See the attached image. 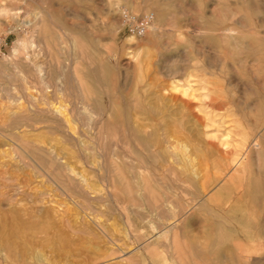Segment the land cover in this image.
Wrapping results in <instances>:
<instances>
[{"label":"rangeland","instance_id":"374dc122","mask_svg":"<svg viewBox=\"0 0 264 264\" xmlns=\"http://www.w3.org/2000/svg\"><path fill=\"white\" fill-rule=\"evenodd\" d=\"M44 1V7L51 12V15L45 20L48 24L44 33L48 35L43 33L40 38L37 33L33 32V24L38 19L34 16L29 17V19H12L10 22L5 20L2 23L4 25L0 26V75H3L0 76V127L6 126V124L20 127L28 124V121L29 124L34 123L36 128L23 129L25 133L30 132V135H28V132L25 134L21 130L23 131L21 134L23 138L28 135L27 139L24 138L28 145H20L17 149L39 172L36 174L31 168L22 167V164L14 162L12 159L11 161L7 157V149L10 148L9 143L11 141L6 137L2 139V135H0L3 140V142H0V175L4 178H15L17 185L22 184L20 191L15 195L17 200L23 199L24 194L27 197H24L25 201L20 204L15 202L12 205H6V207L1 205L0 197V236L4 234V225L11 227L17 214L19 216L18 220L23 222L44 215L46 222L49 221V224L51 222V232L54 228L56 230L55 233L54 231L50 233L51 235L45 234L49 236H44V234L39 238L34 236V238L36 237L35 241L31 235L23 233L24 235L16 240L18 255L13 259H17L9 261L0 249V264H13L14 262H16L14 264H264V0H124L118 5L116 4L117 8L109 6L108 0ZM31 3L32 5L35 4L33 1ZM146 8L150 11L156 8L153 15L158 16L159 20L158 38H150V35L143 34L141 14L145 12L144 9L146 10ZM122 9L125 12L128 10V12L125 13ZM75 13L80 15L79 19L75 17ZM27 20H31L32 24H26ZM122 20L124 21L122 22ZM133 20L136 23L132 22ZM79 26L81 27L79 28ZM139 26L142 29L139 36L135 37L138 34L135 29ZM174 26L175 30L173 32L171 27ZM14 27H17L16 30L18 31H12L11 28ZM72 37H76L78 41H81L89 51L88 57L83 61V66L87 69L85 74L91 80L97 98L105 103L107 110L114 109L118 111L117 113L123 115L134 110L133 95L125 88L127 72L123 66L132 59L129 53L137 51L139 48H142V50L145 48L151 49L155 54L163 51L172 63L175 61H173V58H175L177 64L188 57V66H186V63L185 66L182 64L183 67L196 71L201 77L213 80V87L217 88L219 92L217 98L213 97L204 101L205 108L215 112L216 120L223 121V126L217 131L218 138L220 139L234 123H240L244 126L245 135H247L245 145L239 148V146L232 143V145L224 147L218 139H209L205 135L199 137L196 130L190 127L187 131L188 135L195 140L194 143L199 141L200 146L198 143L194 145L193 142L189 145L181 143L183 148L178 147L181 146L180 143H172L163 147L127 145L128 147L125 146V148L129 152L124 149V153L122 152L124 145H122V149L121 146L117 147L113 144H108L102 149L96 147V150L95 148H92V150L91 145H88L87 149L82 145V147L80 145H77V147L73 145V147L66 137L74 136V132H70L68 129L69 132H66V129L54 130L53 124H48L47 121L56 117L57 114L49 116V118L46 116V119H43L39 114V110L41 111L47 106L38 105H44L48 98L51 100L49 102H52V105H56V107L61 104L63 106V104L70 105L73 103L74 96L72 95L75 94V91L74 86H72L74 84L70 78L71 70H69V67H72L70 64H74V66L78 64L80 48L78 43H74L76 38L73 39ZM22 38H25L23 44L21 43ZM171 43L176 46L165 52L164 47H168ZM48 48L54 64H56V57H59L63 64L61 68L65 65V69L61 71V74L64 73L65 77H58V72L55 74L58 77L56 80L57 85L62 87L65 84L69 89L58 94V98L61 97V100L55 98L50 92L51 89L46 87L49 85L46 84L47 82L44 79L46 77L44 68L47 64L45 55H48L46 50ZM142 50L140 57H143ZM215 54L219 57L218 63L215 61ZM19 58L20 60H18ZM179 66L181 67V64ZM211 66L213 67L211 68ZM208 72L211 75H208ZM5 77L9 78L5 79ZM8 79L9 81H7ZM21 81L24 82L21 83ZM151 82L155 84L156 91L159 93L156 95L155 92H148L146 102L148 104L156 103L155 105L158 107L163 106L166 109L165 113L176 114L179 117L182 111L181 100L177 98L181 99L183 96L180 93L171 92V95H174L177 99H175V103L167 99L164 100L160 91L162 86L170 89L171 81L165 78L162 72L152 74ZM18 86L21 90H18ZM213 87L209 89L211 92ZM42 88L44 89L42 90ZM5 91L15 93V96L12 93L6 96ZM42 92H44L43 97L40 96ZM11 95H13L12 98ZM45 95L48 96L47 99ZM27 99L31 100V107L34 106L32 109H29L30 105L29 101H26ZM6 100H8V103L5 102ZM12 100L19 103L17 104L16 101L13 102ZM41 101H43V104ZM58 101L59 105H57ZM193 101V108H195L193 103L200 104L198 100ZM4 103H6L5 108L2 106ZM11 103L13 104L11 105ZM15 104L22 105V107L17 110L18 106H15ZM173 104L174 106H172ZM248 104L250 108H248ZM167 107L171 108L169 109L171 113H168ZM68 108L71 109V105ZM3 109L5 113H3ZM34 110L38 112V115ZM9 112H13L15 115L11 113L12 117ZM2 117L7 119L3 120ZM119 118L120 121L116 123L117 125L115 124V126L109 128L111 131V133L108 131L110 136L107 135L109 137L119 134L121 130L122 132L119 135L122 136L123 132V135L128 134L124 127L125 116ZM3 122L6 123L2 124ZM40 124L42 126L41 130L45 129L44 131L40 130L42 133L37 129H40ZM56 134L60 135L57 136ZM63 137L65 140H62ZM1 139L0 141H2ZM7 140L8 144L6 143ZM65 142L70 149L66 148ZM64 146L66 149L63 148ZM131 147L132 150L130 151ZM85 149L87 150L86 153L84 152ZM88 149H90V152ZM112 150H117V152H112ZM139 150L141 151L138 152ZM142 151L147 154L150 153L149 156L147 154V156L143 155ZM168 151H172L173 154L171 155L173 157ZM257 151L261 152L259 153L261 157H259ZM64 152L70 153L68 154L70 157L68 155L62 157ZM125 152L128 154H125ZM131 154H134V160L135 157L138 159L137 162L130 160L133 159ZM239 154H244L241 159V164L244 167L241 171L238 168L236 169L232 164V160H230ZM114 155H117L120 159H116ZM65 157L70 161H67ZM174 157L178 159V162ZM133 161L136 162L137 166L134 165ZM130 165H134L132 167L135 169ZM70 169H72V172ZM108 169L112 170L110 171L111 174ZM116 169L120 172L119 176L115 172ZM73 170L76 172H73ZM49 179L50 181H48ZM70 179L74 180V183H80L81 181V184L87 181L88 190L92 191L91 193L94 196L97 195L98 198L101 196L99 194H102L101 197L104 196L105 201H95V205L93 204L96 211L93 213L94 215L81 211L77 204L73 203L71 199L69 200L68 195L64 196L66 189L55 187L56 182H62L65 185L70 182ZM51 181L54 183H51ZM53 187L56 189L54 190ZM0 192H4V189H0ZM38 192L46 194L41 203H35L36 200L33 197ZM111 194H113V199H111ZM155 205L157 207H154ZM182 212L185 214L184 220L186 223L180 222L179 225L181 226H178L181 228L176 224V229L175 225L174 227L171 225L177 221L175 218L173 220V217ZM76 215L82 220H86L85 222H88L96 233L92 236L81 233L71 234L69 229L64 226V221L67 219L73 220ZM164 219H167V223L163 222ZM78 221V227H80L81 221ZM164 225L167 228H173L168 237L165 235L166 230L162 231ZM62 227H64V233ZM102 230L103 233L100 234ZM95 235L98 237H93ZM109 236L117 241V250L121 248L124 252L117 253L115 251L116 244L114 241L109 242ZM43 237H46V239L44 238L46 241L43 240ZM157 237L161 238L156 240ZM172 237L177 238L174 250L173 245H171ZM58 244L61 246L59 247Z\"/></svg>","mask_w":264,"mask_h":264},{"label":"bare ground","instance_id":"6f19581e","mask_svg":"<svg viewBox=\"0 0 264 264\" xmlns=\"http://www.w3.org/2000/svg\"><path fill=\"white\" fill-rule=\"evenodd\" d=\"M31 1H33L35 4L32 5ZM103 1V0H102ZM109 1V6L111 7H114L117 8L116 4L118 5L121 1H124V0H108ZM144 1V0H143ZM229 1V0H228ZM227 1V2H228ZM144 3V2H143ZM251 3V2H249ZM106 4V3H105ZM248 4V3H247ZM45 5V1L44 0H0V26L1 25H4L2 24L3 21L5 20H12V19H17V18H27L29 19V17H32L34 16L37 20L35 21V24L34 25V30L33 32L34 33H37L38 36L41 38L42 34L45 32V30H47V24L45 22L46 18L49 17L51 15V12L50 10L46 9L44 7ZM157 5V4H156ZM159 5V4H158ZM228 5V4H227ZM122 6V5H121ZM242 6V5H241ZM247 6V5H245ZM252 6V5H251ZM263 6V5H262ZM119 7V6H118ZM52 8V7H51ZM49 8V9H51ZM114 8V9H115ZM125 8V7H124ZM127 8V7H126ZM130 8V7H129ZM234 9V8H233ZM242 9V8H240ZM54 10V8H53ZM123 10V9H122ZM156 10V8H155ZM155 10H146L144 9V13L141 14L142 15V19H143V34L144 35H150V38H158L159 37V34H158V16L156 15H153L154 11ZM160 10V9H159ZM158 10V11H159ZM217 10H220V9H217ZM259 10V9H258ZM52 11V10H51ZM54 12V11H53ZM123 12H125L123 10ZM128 12V10L126 11ZM125 12V13H126ZM157 12V11H156ZM237 12V11H236ZM212 13V12H211ZM230 13V12H229ZM240 13V12H238ZM237 13V14H238ZM244 13V12H242ZM260 13V12H259ZM213 14V13H212ZM223 14V13H222ZM225 14V13H224ZM232 14V13H231ZM253 14V13H252ZM128 15V14H127ZM235 15V14H234ZM129 16V15H128ZM131 16V15H130ZM215 16V15H213ZM212 16V17H213ZM228 16V15H227ZM239 16V14H238ZM75 17H80L79 14L75 13ZM258 17V16H257ZM128 18V17H127ZM136 18V17H134ZM233 18V17H231ZM238 18V17H237ZM240 18V17H239ZM242 18V17H241ZM52 19V18H51ZM123 19V18H122ZM227 19V18H226ZM174 20H175V17H174ZM236 20V19H235ZM51 21V20H50ZM124 20H122L123 22ZM129 21V20H128ZM141 21V20H140ZM169 21V20H168ZM171 21V20H170ZM240 21V19H239ZM8 22V23H9ZM85 22V21H84ZM132 22H135V20H133ZM174 22V21H173ZM251 22V21H250ZM264 22V21H263ZM26 24L29 23V24H32L31 20H27L25 22ZM231 23V22H230ZM241 23V22H240ZM244 23V22H243ZM28 24V25H29ZM52 24H53V21H52ZM138 24V23H137ZM242 24V23H241ZM251 24V23H250ZM32 25V26H33ZM62 25V24H61ZM74 25V24H73ZM86 25V24H85ZM133 25V24H132ZM255 25V24H254ZM31 26V27H32ZM49 26V25H48ZM74 26H77V25H74ZM160 26V25H159ZM10 27V26H9ZM18 27V26H17ZM17 27H14V28H11L12 31L18 29ZM30 27V28H31ZM58 27V26H57ZM81 26H79L80 28ZM141 26L137 27L135 29V31L138 33L135 37H138L139 36V32L142 28H140ZM8 28V27H7ZM33 28V27H32ZM53 28V27H52ZM60 28V27H59ZM87 28V27H86ZM85 28V29H86ZM140 28V29H139ZM173 32L175 30V26L174 27H171ZM231 28V26H230ZM240 28V27H239ZM62 29V28H61ZM134 29V28H133ZM243 29V28H242ZM241 29V30H242ZM248 29V28H247ZM255 29H258V28H255ZM64 30V29H63ZM90 30V29H89ZM88 30V31H89ZM245 30V29H244ZM18 31V30H16ZM171 31V30H170ZM221 31H222V28H221ZM236 31V30H235ZM247 31V30H245ZM244 31V32H245ZM6 32V31H5ZM28 32V31H27ZM62 32V30H61ZM142 32V31H141ZM168 32H169V29H168ZM220 32V31H218ZM224 32V30H223ZM238 32V31H237ZM18 33V32H17ZM46 33H44L45 35ZM50 34V33H49ZM205 34V33H204ZM32 35V34H31ZM43 35V37H45ZM48 35V34H46ZM245 35V34H244ZM68 36V35H67ZM111 36V35H110ZM161 36V35H160ZM164 36V35H163ZM200 36V35H199ZM211 36V35H210ZM222 36V35H221ZM228 36V35H227ZM241 36V35H240ZM243 36V35H242ZM257 36V35H256ZM31 37V36H29ZM230 37V36H229ZM235 37V36H234ZM73 38V37H72ZM76 38V37H75ZM73 38V39H75ZM145 38V37H144ZM162 38V37H161ZM174 38V37H173ZM247 38V37H246ZM264 38V37H263ZM23 40H21L20 42L23 44L25 38H22ZM139 39V38H138ZM231 39V38H230ZM50 40V39H49ZM54 40V39H53ZM239 40V39H237ZM264 40V39H263ZM58 41V40H57ZM61 41V40H60ZM74 41V40H73ZM76 42H74L75 44L78 43V46L80 48V57H79V61H78V64L74 66L70 64V66L72 67H69V70H71V74H70V78L72 79L73 81V84L72 86H74V91H75V94L72 95L74 96V100H73V103L70 104L71 105V109L68 108V106L70 107V105H64L62 106L59 105V101H58V104L59 105L58 107H56V105H52V102L50 103L49 101V98L47 99L48 96L45 95L46 99L48 101H46V103H44V105H41V104H37L39 106H47L46 108H44L43 110H39V114L41 115V117H43V119L45 118L46 119V116L49 118V116L51 117L52 115L54 114H57L55 115L56 117H53L51 118V120H48L47 123H51V125L53 124L54 126V130H62V129H66V132H69L67 131L70 130L74 132V136L72 135V137H66L68 138V141H70V143H72V146L75 145L77 147V145H82V146H85L88 147V145H91V149L92 148H95L96 150V147L97 149H102L104 146H108V144H113L117 147H120L122 149V145H124V148L122 149V152L125 148V146L127 145H135V146H142V145H147V146H151V145H154V146H157V147H163V146H169L170 144L172 143H183V144H186V145H189L190 143H194L195 140H193V138L190 137V135H188L187 131L190 127H193L196 132L198 133V136L201 137L202 135H205L207 136V138L209 139H218L220 142H222L223 146L224 147H228L230 145H232V143H234L236 146H239L240 147H243L245 145V142H246V136L245 135V128L242 124L240 123H234L233 126L230 127L229 130L226 131V133H224L222 135V137L219 139L218 138V130L221 126H223V121H220V120H216V114L214 111H211L210 109H206L205 106H204V101L207 100V99H211L213 97H218L219 96V92L217 91V88H214L213 85H214V81L213 80H210V79H207V78H204V77H201V75H198V73H196V71H191L188 67H183L184 64H186L187 62H189L187 59H189L187 57V59H182V56H181V61L180 63L177 64L176 59L173 58V63L169 60V57H167V55L162 51V52H159L158 54H155L153 52V50L151 49H143L142 48H139V50H135V51H132V53H129V56H131V60L124 64L123 66L125 67L126 69V72H127V77H126V81H125V88L127 90L130 91V93H132L133 97H132V104H133V107H134V110L133 111H128L126 114H120V113H117L118 111L116 110H107L105 108V103L103 101H101L100 99L97 98L95 92H94V87H93V84L91 82V80L88 78V76L85 74L87 73V69L85 66H83V61H85V58L88 57V50L86 48V46L81 42V41H78L77 38L75 39ZM239 42V41H238ZM170 43V42H169ZM231 43V42H230ZM52 44V43H51ZM243 44V43H242ZM45 45V44H43ZM54 45V44H53ZM52 45V46H53ZM229 45V44H228ZM42 46V45H41ZM50 46V47H52ZM137 46V45H136ZM164 46V45H163ZM173 46H176V45H173V43L169 44L168 47H164V51L165 52H168L170 51V49L173 47ZM232 46V45H231ZM27 47V46H26ZM40 47V46H39ZM229 47V46H228ZM57 48V47H56ZM195 48V47H194ZM227 48V47H226ZM44 49H45V46H44ZM53 49V48H52ZM78 49V48H77ZM235 49V48H234ZM48 51V55L46 57V68L45 71L46 73L44 72L43 70V74L45 73L46 77L44 78L45 81L47 82L46 84H48L49 86H46L44 84V86L46 87H49L51 89V94L55 96V98L57 99H60L58 98V94H60V92H64V91H67L69 90L66 85L64 87V85H62V87H60V85L58 86L57 85V82L56 80L58 79V77L60 76H64V73L61 74V71L62 69H65V65L63 68H61V66H63L62 64V61L59 57H56V64H54L53 62V57L49 54L50 51H49V48L46 49ZM110 50V49H109ZM142 50V55L143 57L141 56L140 57V52ZM56 51V49H55ZM65 51V50H64ZM77 51V50H76ZM213 51V50H212ZM59 53V51H56ZM78 52V51H77ZM134 52V53H133ZM219 52V51H218ZM63 53V52H62ZM220 53V52H219ZM183 54V53H181ZM197 54V53H196ZM233 54V53H231ZM78 55V53H77ZM76 55V56H77ZM25 56V55H24ZM75 56V57H76ZM174 56V55H173ZM189 56V55H188ZM214 56V55H213ZM78 57V56H77ZM116 57V55H115ZM140 57V59H139ZM186 57V55H185ZM199 57V56H198ZM201 57V56H200ZM25 58V57H24ZM63 58V57H62ZM172 58V57H171ZM202 58V57H201ZM215 58V61L216 63H218L219 61V57L215 54L214 56ZM235 58V57H234ZM26 59V58H25ZM55 59V57H54ZM64 59V58H63ZM179 59V58H178ZM177 59V61H178ZM20 60V58L18 59ZM120 60V58H119ZM172 60V59H171ZM238 60V59H237ZM22 61V60H21ZM24 61V60H23ZM76 61V60H75ZM239 61V60H238ZM241 61V60H240ZM69 62V61H68ZM28 63V62H27ZM125 63V61H124ZM208 63V62H207ZM215 63V62H214ZM118 64V63H116ZM181 64V67L179 66ZM183 64V65H182ZM19 65V64H17ZM44 65V63H43ZM185 66V65H184ZM186 66H188V63L186 64ZM215 67L217 65H214ZM3 67V66H2ZM18 67V66H17ZM45 67V66H44ZM213 66H211L212 68ZM218 67V66H217ZM16 68V67H15ZM19 68V67H18ZM25 68V67H24ZM71 68V69H70ZM200 68V67H199ZM41 70V69H40ZM195 70H197L195 68ZM208 70V69H207ZM222 70V69H221ZM219 70V71H221ZM122 71V70H121ZM38 72H39V69H38ZM58 72V77L55 76V74ZM125 72V71H124ZM159 72H162L165 76V78H167L168 80L171 81V87L170 89L169 88H165L162 86V90L160 92H162V96L164 97V100L167 99L168 101H172L174 102L176 97L174 95H171V92H177V93H180L183 98H177L178 100H181L180 102V105H181V113L179 114L180 116L178 117V115H173V114H167L165 113L166 112V109L161 106V107H158L157 105H155L156 103H150L148 104L146 102V95L148 92H155L154 94L158 95L159 92L156 91V86L155 84H152L151 82V77H152V74H155V73H159ZM1 74V73H0ZM13 74V73H12ZM42 74V73H41ZM42 74V75H43ZM28 75V73H27ZM38 75V74H37ZM42 75H41V79H42ZM68 75V73H67ZM120 75V74H119ZM208 75H211L209 74L208 72ZM0 76H3V75H0ZM5 76V74H4ZM8 76V75H7ZM29 76V75H28ZM35 76H36V73H35ZM40 76V75H39ZM106 76V75H105ZM44 77V76H43ZM65 77V76H64ZM96 77V76H95ZM224 77V76H223ZM9 78V77H7ZM5 77V79H7ZM40 78V77H39ZM62 78V77H61ZM60 78V79H61ZM102 78V77H101ZM4 79V78H3ZM30 79V78H29ZM28 79V81H30ZM39 80V79H38ZM37 80V81H38ZM9 81V79L7 80ZM20 81V80H19ZM33 81V80H32ZM70 81V80H69ZM108 81V80H107ZM165 81V80H164ZM24 82V81H23ZM21 81V83H23ZM42 82V81H40ZM44 82V81H43ZM99 82V81H98ZM256 82V81H255ZM9 83V82H8ZM69 83V82H68ZM100 83V82H99ZM164 83V82H163ZM1 84V83H0ZM4 84V83H3ZM7 84V83H5ZM11 84V83H10ZM60 84V83H59ZM72 84V83H71ZM109 84V83H108ZM119 84V83H118ZM123 84V83H122ZM121 84V85H122ZM12 85V84H11ZM26 85V83H25ZM29 85V84H28ZM3 86V85H2ZM34 86H36V84H34ZM33 86V87H34ZM41 86V85H39ZM38 86V87H39ZM42 86V87H44ZM123 86V85H122ZM16 88V86H14ZM19 87V88H18ZM18 90L20 88V86H18ZM124 87V86H123ZM210 87H213L212 89V92L209 90ZM32 88V87H31ZM40 88V87H39ZM38 88V91L41 89ZM45 88V87H44ZM42 88V90L44 89ZM48 88V89H49ZM70 88V87H69ZM72 88V87H71ZM109 88V87H108ZM118 88H119V85H118ZM14 89V88H13ZM26 89V87H25ZM28 89V88H27ZM99 89V88H98ZM104 89V88H103ZM262 89V88H261ZM17 90V91H18ZM37 90V88H36ZM41 90V91H42ZM46 90V88H45ZM107 90V89H105ZM2 91V90H1ZM16 91V92H17ZM40 91V92H41ZM100 91V90H99ZM114 91V89H113ZM6 92V96L9 95L10 91H5ZM15 92V91H13ZM24 92V91H23ZM28 92V91H27ZM45 92V91H44ZM44 92H42V95L40 96H44ZM70 92V91H69ZM119 92V91H118ZM20 93V91L18 92V94ZM71 93V92H70ZM106 94V92H104ZM108 93V92H107ZM5 94V93H4ZM14 94L15 96V93H12ZM30 94V93H29ZM45 94H48V93H45ZM69 94V93H68ZM67 94V95H68ZM73 94V92L71 93ZM103 94V93H102ZM110 94V93H108ZM175 94V93H174ZM24 95V94H22ZM28 95V94H27ZM50 95V94H49ZM70 95V94H69ZM124 95V94H123ZM176 95V94H175ZM3 96V95H2ZM13 95H11L10 97L12 98ZM30 96V95H28ZM39 96V97H40ZM64 96V95H63ZM105 96V95H104ZM181 96V97H182ZM1 97V95H0ZM9 97V99H10ZM35 97V96H34ZM50 97V96H49ZM100 97V96H99ZM4 98V97H3ZM36 98V97H35ZM101 98V97H100ZM2 99V98H1ZM6 99V98H5ZM4 99V100H5ZM21 99V98H20ZM57 99H55L57 101ZM62 99V98H61ZM60 99V100H61ZM66 99V98H65ZM176 99V100H177ZM193 100H198L200 102L199 103H193L195 104V108H193L192 106V102H194ZM13 102L16 101V100H12ZM11 101V102H12ZM22 101H23V98H22ZM26 101H29L28 99ZM31 101V100H30ZM30 101L28 102L29 105H30V108L29 109H32V106L31 107V103ZM36 101H37V98H36ZM3 102V101H2ZM5 102L8 103V100H6ZM17 104L19 103L18 101H16ZM15 102V103H16ZM21 102V100H20ZM45 102V101H44ZM70 102V101H69ZM116 102V101H115ZM160 102V101H159ZM176 102H179V101H176ZM243 102V101H242ZM27 103V104H28ZM41 103L43 104V101H41ZM55 103V101H54ZM71 103V102H70ZM107 103V101H106ZM175 103V102H174ZM212 103V102H211ZM5 104L2 105L3 108H5ZM13 103H11L12 105ZM15 104V106L17 105ZM26 104V103H25ZM168 105V103H167ZM245 105V103H244ZM9 106V105H7ZM17 110H19L18 108L22 107L17 105ZM27 106V105H26ZM174 106V104L172 105ZM177 106V105H176ZM175 106V107H176ZM212 106V105H211ZM214 106V105H213ZM249 106V104H248ZM247 106V107H248ZM255 106V104H254ZM253 106V108H254ZM11 107V106H10ZM29 107V106H28ZM129 107V106H128ZM171 107V106H170ZM168 108V113H171L169 111V109L171 108ZM216 107V106H215ZM225 107V106H224ZM8 109H10L9 107H7ZM6 108V110H7ZM13 108V106H12ZM27 108V107H26ZM36 108V107H35ZM33 108V109H35ZM39 108V107H38ZM218 108V107H217ZM250 108V106L248 107ZM37 109V108H36ZM35 109V110H36ZM41 109V107H40ZM173 109V108H172ZM175 109H178V108H175ZM12 110V109H11ZM9 110V111H11ZM16 110V111H17ZM34 110V111H35ZM38 110V109H37ZM3 113H5V110L3 109ZM8 111V110H7ZM21 111V110H20ZM33 111V112H34ZM174 111V110H173ZM172 111V112H173ZM10 113V112H9ZM13 115H15L13 112H11ZM10 113V114H11ZM17 113V112H16ZM35 113L38 115V112L35 111ZM34 113V114H35ZM10 115L13 117V115ZM31 114V113H30ZM235 114V113H234ZM3 115V114H2ZM28 115V114H27ZM5 116V115H3ZM9 116V115H8ZM23 116V115H21ZM32 116V115H31ZM122 116H125V123H124V127L126 128V131H128V134L123 132L122 136L117 134V135H113L112 137H109L110 135L108 134L110 131V127H112L113 125L115 126L116 123H118L120 120L119 117H122ZM236 116V115H235ZM7 117V116H6ZM30 117V115H29ZM3 118V117H2ZM39 118V117H38ZM243 118V117H242ZM241 118V119H242ZM5 118H3L4 120ZM7 119V118H6ZM5 119V120H6ZM32 120V119H31ZM1 121V119H0ZM9 121V120H8ZM11 121V119H10ZM124 121V120H123ZM243 121V120H242ZM6 122H3L2 124H5ZM30 122L28 121V124L26 125H22V126H9L6 124V126H2L0 127V135H2V139H4L3 137H6L9 141H11L9 143V149H7V157H9V159L11 160H14V162H18L20 164H22V167L25 166L26 168H31L34 172H36V174H38V170L37 168L31 163H29L27 161L26 158H24L19 152H18V149L20 147V145H28V142L24 139L26 138L28 135H30V132H28L29 134L23 138L21 135L22 132L25 133V130H29V129H34L36 128L34 126V123L31 122V124H29ZM45 123V122H44ZM38 125V124H37ZM43 125V124H42ZM46 125V124H45ZM117 125V124H116ZM44 126V125H43ZM41 124H40V129L37 128L39 131L41 130ZM45 127V126H44ZM24 128H27L25 130H23ZM120 128V127H119ZM123 128V127H122ZM109 129V130H107ZM121 129V128H120ZM23 130V131H21ZM45 130V129H44ZM43 129L41 131H44ZM48 130V129H46ZM21 131V132H20ZM36 131V130H35ZM40 131V132H41ZM125 131V132H126ZM248 131V130H247ZM26 132V133H27ZM32 132V131H31ZM37 132V131H36ZM65 132V131H64ZM25 133V134H26ZM34 133V132H33ZM42 133V132H41ZM47 134L49 132H46ZM111 133V131H110ZM70 134V133H68ZM67 134V135H68ZM109 136H108V135ZM113 134V133H112ZM57 135V134H56ZM60 135V134H59ZM57 135V136H59ZM66 135V134H64ZM34 136V134H33ZM30 137V136H29ZM28 137V138H29ZM32 137V136H31ZM50 137V136H49ZM62 137V136H61ZM204 137V136H203ZM202 137V138H203ZM263 137V136H262ZM51 138V137H50ZM57 138V137H56ZM1 139V138H0ZM1 139V140H2ZM27 139V138H26ZM38 139V138H37ZM41 139V138H39ZM62 139V138H61ZM8 140H7V144H8ZM62 140H65L64 137ZM61 140V141H62ZM201 140V139H200ZM38 141V140H37ZM0 142H3L0 141ZM39 142V141H38ZM59 142V141H58ZM67 142V140H66ZM66 142H65V146H66ZM198 143V145L200 144L199 141H196ZM5 143V141H4ZM52 143V142H51ZM61 143V142H60ZM69 143V142H68ZM197 143H194L197 144ZM212 143V141H211ZM215 143V142H214ZM213 143V145H215ZM2 144V143H1ZM36 144V143H35ZM63 144V143H61ZM178 144V145H180ZM71 145V144H69ZM177 145V146H178ZM36 146V145H35ZM65 146L63 148H65ZM71 146V147H72ZM81 146V147H82ZM94 146V147H93ZM114 146V147H115ZM176 146V145H175ZM185 146V145H183ZM193 146V145H192ZM200 146V145H199ZM217 146V145H216ZM220 146V145H219ZM69 146H66L67 149H70L68 148ZM74 147V146H73ZM79 147V148H81ZM128 147V146H127ZM178 147H182V144L181 146H178ZM190 147V146H189ZM203 147V146H201ZM65 148V149H66ZM138 148V147H137ZM165 148V147H164ZM169 148V147H168ZM174 148V147H173ZM172 148V150H174ZM176 148V147H175ZM183 148V147H182ZM185 148V147H184ZM187 148V146H186ZM223 148V147H222ZM55 149V148H54ZM59 149V148H58ZM63 149V150H65ZM72 149V148H71ZM84 149V148H82ZM87 149V148H86ZM85 149V153H86V150ZM119 149V150H121ZM130 149V148H129ZM128 149V150H129ZM139 149V148H138ZM141 149V148H140ZM170 149V148H169ZM189 149V148H188ZM187 149V150H188ZM247 149V148H246ZM5 150V149H4ZM50 150V149H49ZM81 150V149H80ZM93 150V149H92ZM104 150V149H103ZM106 150V149H105ZM118 150V151H119ZM132 150V147L130 149V151ZM134 150V148H133ZM171 150V149H170ZM258 150V148H257ZM54 151V150H53ZM67 151V150H65ZM70 151V150H69ZM72 151V150H71ZM70 151V152H71ZM88 151L90 152V149H88ZM98 151H101V150H98ZM107 151V150H106ZM114 150H112L113 152ZM141 150H139L138 152H140ZM226 151V150H225ZM248 151V149H247ZM261 151V150H260ZM260 151H257L258 155L259 153H261ZM51 152V151H50ZM55 152V151H54ZM61 152V151H60ZM63 152V151H62ZM83 152V153H84ZM111 152V153H112ZM114 152H117V150H115ZM120 152V151H119ZM129 152V151H127ZM134 152V151H133ZM137 152V153H138ZM158 152V151H157ZM170 152V151H168ZM230 152V151H228ZM80 153V152H79ZM84 153V154H85ZM92 153V152H91ZM124 153V152H123ZM132 153V152H130ZM175 153V152H174ZM224 153V152H223ZM222 153V154H223ZM233 153V152H232ZM62 154V153H61ZM65 154V155H64ZM62 155L63 156H66L70 153L67 154V152ZM101 154V153H100ZM99 154V155H100ZM105 154V153H103ZM114 154V153H112ZM125 154H128L125 152ZM142 154L147 156L148 154L150 153H144V151H142ZM147 154V155H146ZM173 154L172 151L170 152V155ZM230 154V153H229ZM54 155V154H53ZM59 155V154H57ZM80 155V154H78ZM90 155V154H89ZM120 155V154H119ZM130 155V154H129ZM132 155V154H131ZM176 155V154H174ZM190 155V154H189ZM227 155V154H226ZM257 155V156H258ZM73 156V155H72ZM71 156V157H72ZM92 156V155H91ZM106 156V154H105ZM111 156V154H110ZM122 156V155H121ZM133 156V159H130L131 161L134 160V154L132 155ZM149 156V155H148ZM178 156V155H177ZM175 156V157H177ZM199 156V155H198ZM224 156V155H223ZM228 156V155H227ZM226 156V157H227ZM230 156V155H229ZM60 158H62L60 155H59ZM68 157H70L68 155ZM83 157H86V156H83ZM87 157H89L87 155ZM103 157V156H102ZM114 157L117 159H120V157H118L117 155H114ZM127 157V156H126ZM171 157H173L171 155ZM178 162V159L175 158ZM181 157V156H180ZM244 157V154H239L237 155L236 157H234V159H229L232 160V164L234 165V167H236V169L238 168L239 171H241L244 167L243 164H241V159ZM259 157H261L259 155ZM38 158V157H37ZM40 158V157H39ZM66 158V157H65ZM82 158V156H81ZM90 158V157H89ZM95 158V157H94ZM105 158V157H104ZM109 158V157H108ZM144 158V156H143ZM203 158V157H202ZM70 159V158H69ZM72 159V158H71ZM73 159L74 156H73ZM83 159V158H82ZM88 159V158H87ZM106 159V158H105ZM112 159V158H111ZM147 159V158H145ZM228 159V157H227ZM11 160V161H12ZM39 160V159H38ZM67 160V158H66ZM65 160V162H66ZM91 160V159H90ZM96 160V159H95ZM108 160V159H106ZM110 160V159H109ZM138 161V159L135 157V160L134 161ZM173 160V159H172ZM193 160V159H192ZM40 161V160H39ZM67 161H70V160H67ZM84 161V160H83ZM82 161V162H83ZM112 161V160H111ZM124 161H126L124 159ZM123 161V162H124ZM134 165H136V162ZM174 161V160H173ZM75 162V161H74ZM141 162V161H140ZM176 162V161H175ZM176 162V163H177ZM231 162V161H229ZM17 163V164H18ZM72 163V162H70ZM68 164V162H67ZM111 164V163H109ZM108 164V165H109ZM124 164V163H123ZM130 164V163H129ZM168 164V163H167ZM73 165V164H72ZM81 165V164H80ZM134 165H130L131 167ZM19 166V165H18ZM21 166V165H20ZM19 166V167H20ZM106 166H107V163H106ZM220 166V165H219ZM39 167V166H37ZM69 168L71 166H68ZM99 167V166H98ZM132 167V168H133ZM69 168H68V171H69ZM73 168V167H72ZM77 168V167H75ZM81 168V167H79ZM107 168V167H106ZM105 168V169H106ZM146 168V167H144ZM74 169V168H73ZM135 169V168H133ZM141 169V168H139ZM52 170V169H51ZM72 169H70L71 171ZM107 170V169H106ZM109 170V173L111 174L110 169ZM138 170V169H137ZM75 170H73L74 172ZM142 171V170H141ZM148 171V170H147ZM228 171V170H227ZM72 172V171H71ZM76 172V171H75ZM116 174L120 175V172L118 171V169H116ZM132 172V171H131ZM44 173V171H43ZM103 173V172H102ZM108 173V172H107ZM245 173V172H244ZM137 174V173H136ZM141 174V172H140ZM41 175V173H40ZM39 175V176H40ZM76 175V174H75ZM74 175V176H75ZM109 175V174H108ZM118 175V176H119ZM34 176V174H33ZM44 176V175H43ZM112 176V175H110ZM42 177V176H41ZM46 177H48V175H46ZM76 177V176H75ZM108 177V176H107ZM243 177V176H242ZM78 178V177H76ZM42 179V178H41ZM81 179V178H79ZM78 179V180H79ZM89 179V178H87ZM107 179V178H106ZM91 180V179H90ZM19 181V180H18ZM50 181V179L48 180ZM85 180L83 179V182ZM16 180L15 178H4L2 175H0V189H4V192H0V197H1V205L6 207V205H12L14 204L15 202L17 204H20L22 201H25V194H24V197L23 199L21 200H17L15 198V195L17 192L20 191L21 189V185L22 184H19L17 185L16 183ZM82 182V183H83ZM86 182V183H85ZM84 184H81V181L80 183H74V180L70 179V182L65 185H63L62 182H59L57 183L56 182V186L55 187L58 189V187L60 188H64L66 189V194L65 195H68L69 197V200L71 199V201L75 204L78 205V207H80L81 211L83 212H89V214H93L95 213V208L93 207V204L96 202H103L105 201L104 200V196H102V194H99L100 198L96 197L97 195H93V193H91L92 191H89L88 190V183L87 181H85ZM47 183V182H46ZM50 183V182H49ZM51 183H54L51 181ZM44 184V183H43ZM90 185V184H89ZM103 185V184H102ZM54 186V185H53ZM147 186V185H146ZM45 187V186H44ZM91 187V186H90ZM110 187V186H109ZM55 188V189H56ZM190 188V187H189ZM243 188V187H242ZM54 189V187H53ZM54 189V190H55ZM91 190V189H90ZM57 191V190H56ZM60 191V190H59ZM44 192V191H42ZM112 192V191H111ZM110 192V193H111ZM50 193V192H49ZM103 193V192H102ZM109 193V194H110ZM97 194V193H96ZM105 194V193H104ZM20 195V194H19ZM46 194L44 193H37L35 194L33 197L35 198L34 200L35 203H41L42 199L44 198ZM50 196V195H49ZM109 196V195H108ZM113 196V194H111V197ZM115 196V195H114ZM110 197V196H109ZM116 198V197H115ZM206 198V197H205ZM46 199V198H45ZM113 199V197L111 198ZM119 199V198H118ZM33 200V198H32ZM27 201V200H26ZM33 202V201H32ZM202 202V201H201ZM74 204V205H75ZM35 205V204H34ZM37 205V204H36ZM95 205V204H94ZM186 205V204H185ZM184 205V206H185ZM136 206V205H135ZM9 207V206H8ZM77 207V206H76ZM154 207H157L156 205ZM128 208V207H127ZM159 209V208H157ZM182 209H185V208H182ZM27 210V209H25ZM125 210V209H124ZM152 210V209H151ZM160 210V209H159ZM162 210V208H161ZM22 211V210H21ZM24 211V210H23ZM48 211V210H46ZM153 211V210H152ZM184 211H187L186 209ZM20 212V211H19ZM166 212V211H165ZM53 213V212H52ZM27 214V212H26ZM54 214V213H53ZM58 214V213H57ZM81 214V213H80ZM84 214V213H83ZM82 215V214H81ZM88 215V214H87ZM86 215V216H87ZM94 215V214H93ZM175 215V214H174ZM173 215V216H174ZM189 215V214H188ZM50 216V215H49ZM83 216V215H82ZM85 216V218H87ZM89 217V216H88ZM160 217L164 218L163 216L160 215ZM184 217H185V214L180 213L178 214V216H174L173 217V220L174 218L177 220H175L174 222L175 223H172L171 225L174 227H176V224L177 226L179 225L180 222H184L186 223V221L184 220ZM187 217V216H186ZM19 216L18 214L15 216V218L13 219L14 222H12V225L11 227L8 226V225H4V234H2V236H0V245L2 246L0 249H1V253H4L5 255V258L8 259L9 261L12 259V261H15L13 259V257H17L18 255V245H17V242L16 240L18 238H20L21 235H24V234H29L31 235V237L34 238V236H37L38 238L43 234L44 236H49L51 235L50 233H52L54 231L55 233V228L54 230L51 232V228H50V224L48 222H46L45 218H44V215L42 216H37V218H31L30 220L26 221V222H23V221H20L18 220ZM48 218V217H46ZM68 218V217H67ZM66 218V219H67ZM71 218V217H70ZM161 218V219H162ZM49 219V218H48ZM53 219V218H52ZM171 219V218H170ZM80 220V227H78V224H79V221ZM90 220V219H89ZM166 220V221H165ZM64 221V219H63ZM86 220H82L81 218L78 217V215H76L75 219L71 220V219H67L64 221V226L66 228L69 229L70 233L73 234V235H76L77 233H81V234H84V235H88V236H92L94 233H96L95 230H93L91 227H90V224L88 222H85ZM165 223H167V219H164ZM97 223V222H96ZM53 224V223H52ZM162 224V223H161ZM54 225V224H53ZM82 225V226H81ZM163 225V224H162ZM167 225V224H165ZM164 225V229L162 231H165L166 230V233L165 235L168 237V235H170V232L173 228H170V227H166ZM92 226V225H91ZM169 226V225H168ZM181 226V225H179ZM178 226V227H179ZM52 227V226H51ZM166 227V228H165ZM101 228V227H100ZM181 228V227H179ZM182 228H183V225H182ZM64 229V227H62V230ZM67 229V230H68ZM177 229V227H176ZM61 230V229H60ZM175 230V229H174ZM161 231V232H162ZM176 231V230H175ZM180 231H182L180 229ZM24 233V234H23ZM63 233H64V230H63ZM103 233V230L102 232H100V234ZM45 234H49V235H45ZM80 234V235H81ZM99 234V233H98ZM172 234V233H171ZM182 236H183V232L181 233ZM66 235V234H65ZM174 235V234H173ZM62 236V234H61ZM102 236L104 237L105 235L102 234ZM165 236V237H166ZM25 237V236H24ZM23 237V238H24ZM54 237V236H53ZM70 237V236H69ZM93 237H98V236H93ZM101 237V236H100ZM136 237V236H135ZM46 237H43V240H45ZM56 238V237H55ZM106 238V237H104ZM130 238V237H129ZM132 238V237H131ZM161 237H157V239H160ZM26 239V238H25ZM36 237L34 238V241H35ZM41 239V238H40ZM51 239V237H50ZM69 239V238H68ZM72 239V238H71ZM168 239V238H167ZM183 239V237H182ZM49 240V239H48ZM108 240L109 242L110 241H114V243L116 244V247H115V251L118 253V252H124L121 248H118L117 250V241H115V239L111 238L110 236L108 237ZM136 240V239H135ZM42 241V240H41ZM46 241V240H45ZM43 241V242H45ZM59 241V240H58ZM171 245H173V250H174V245L177 244V238L175 237H172L171 239ZM38 242H39V239H38ZM37 242V243H38ZM42 242V243H43ZM65 242V241H64ZM63 242V244H64ZM56 243V242H55ZM45 244V243H44ZM112 244V243H111ZM59 246V244H58ZM61 246V245H60ZM59 246V247H60ZM121 246V245H120ZM31 247V246H30ZM164 248V247H163ZM169 248V247H168ZM62 249V248H61ZM167 249V247H166ZM191 249V248H190ZM241 249V248H240ZM20 250V249H19ZM192 250V249H191ZM195 250V249H194ZM22 252V251H21ZM20 252V253H21ZM116 253V254H117ZM22 257V255H21ZM13 263V262H12ZM16 263V262H14ZM13 263V264H14ZM18 264V263H17Z\"/></svg>","mask_w":264,"mask_h":264}]
</instances>
